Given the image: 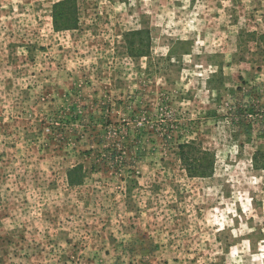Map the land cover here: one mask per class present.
<instances>
[{"label": "rangeland", "instance_id": "rangeland-1", "mask_svg": "<svg viewBox=\"0 0 264 264\" xmlns=\"http://www.w3.org/2000/svg\"><path fill=\"white\" fill-rule=\"evenodd\" d=\"M61 1L0 0V264H264V0Z\"/></svg>", "mask_w": 264, "mask_h": 264}, {"label": "trees", "instance_id": "trees-1", "mask_svg": "<svg viewBox=\"0 0 264 264\" xmlns=\"http://www.w3.org/2000/svg\"><path fill=\"white\" fill-rule=\"evenodd\" d=\"M73 0H63L61 2L55 3L53 5V15L54 18H58L59 16L63 15V11H59L58 7L64 6L66 3H69ZM68 16V12L66 13ZM68 18V17H67ZM261 41L264 44V35L260 36ZM181 152L179 153V158L182 161V164L189 176H207L208 174H211L213 171V157H209L208 151H201L199 149L198 156H195V153L193 152L195 147L191 144H184V146H180ZM186 150H185V148ZM209 169V171H208ZM84 175V171L82 172V165H76L72 169L68 170L67 172V180L68 185L70 186H76L82 183V178Z\"/></svg>", "mask_w": 264, "mask_h": 264}]
</instances>
